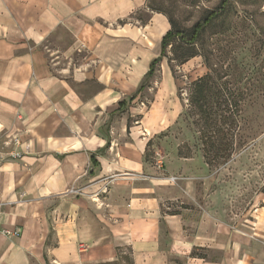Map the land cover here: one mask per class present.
I'll list each match as a JSON object with an SVG mask.
<instances>
[{"label": "crops", "instance_id": "obj_1", "mask_svg": "<svg viewBox=\"0 0 264 264\" xmlns=\"http://www.w3.org/2000/svg\"><path fill=\"white\" fill-rule=\"evenodd\" d=\"M146 2L0 0V264H264V216L163 212L155 126L123 112L170 26Z\"/></svg>", "mask_w": 264, "mask_h": 264}, {"label": "rangeland", "instance_id": "obj_2", "mask_svg": "<svg viewBox=\"0 0 264 264\" xmlns=\"http://www.w3.org/2000/svg\"><path fill=\"white\" fill-rule=\"evenodd\" d=\"M153 1L170 9L182 27H190L223 0ZM150 13L155 12L146 2L133 18L145 23ZM197 49L200 55L183 65L173 63L171 68L165 59L123 112L134 115L130 125L148 117L155 126L147 161L162 175L166 198L178 199L162 201L164 213L209 209L235 227H255L264 216V0H229ZM211 69L215 78L227 73L223 81L238 83L248 94L238 147L227 163L213 166L206 164L199 135L185 116L192 83ZM157 162H162L160 167ZM186 184L192 185L191 196L185 192ZM130 252L121 251L131 260ZM120 264L131 262L121 259Z\"/></svg>", "mask_w": 264, "mask_h": 264}, {"label": "trees", "instance_id": "obj_3", "mask_svg": "<svg viewBox=\"0 0 264 264\" xmlns=\"http://www.w3.org/2000/svg\"><path fill=\"white\" fill-rule=\"evenodd\" d=\"M228 2L229 0H223L217 8L208 11L192 26L182 27L170 9L156 5L153 0H147L148 8L152 12L166 16L170 29L164 35L160 54L152 60L145 82L137 94L145 90L146 84L155 76L165 59L173 68V63L183 65L200 55L198 45L208 27L225 13ZM227 76V73H221L215 78L214 70L211 69L205 76L192 83L190 88L185 116L192 120L199 135L205 162L209 166L227 163L238 147L244 101L248 94L238 83L224 82L223 79ZM135 98L136 95L131 100ZM121 259H127L134 264L132 258L130 260L129 257H123L121 252L117 261L98 264H120Z\"/></svg>", "mask_w": 264, "mask_h": 264}, {"label": "built area", "instance_id": "obj_4", "mask_svg": "<svg viewBox=\"0 0 264 264\" xmlns=\"http://www.w3.org/2000/svg\"><path fill=\"white\" fill-rule=\"evenodd\" d=\"M15 143L19 144V141L15 139ZM12 158L16 159V158H20V154L19 153H13L11 155ZM4 159V148L0 145V163L3 161ZM162 164V162H157V166L160 167ZM4 234H6L7 236H18L19 235V231H8L5 230Z\"/></svg>", "mask_w": 264, "mask_h": 264}]
</instances>
